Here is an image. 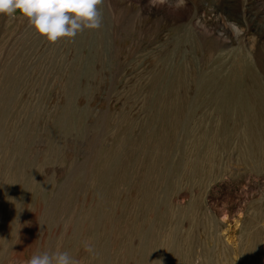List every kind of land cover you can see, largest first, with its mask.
<instances>
[{
    "label": "rangeland",
    "instance_id": "374dc122",
    "mask_svg": "<svg viewBox=\"0 0 264 264\" xmlns=\"http://www.w3.org/2000/svg\"><path fill=\"white\" fill-rule=\"evenodd\" d=\"M100 10L103 58L90 77L73 82L69 74L79 69L64 62L73 56L67 38L49 43L18 13L15 19L0 15V181L10 182L0 187V264H26L34 254L57 249L93 264L84 260V243L98 201L92 179L99 152L116 134L138 138L159 129L152 121L160 97L176 92L169 56L189 75L208 69L212 54L233 48L248 53L258 69L264 65V0H103ZM228 168L224 163L217 170L207 202L229 206L219 218L234 231L244 204L239 196L263 190L264 175L241 170L229 177ZM113 183L122 198L133 194L122 180ZM184 189L174 192V202ZM226 193L235 202L225 203ZM125 210L112 206L113 223Z\"/></svg>",
    "mask_w": 264,
    "mask_h": 264
},
{
    "label": "bare ground",
    "instance_id": "6f19581e",
    "mask_svg": "<svg viewBox=\"0 0 264 264\" xmlns=\"http://www.w3.org/2000/svg\"><path fill=\"white\" fill-rule=\"evenodd\" d=\"M104 27L102 20L100 29H85L68 39L73 56L64 62L79 69L69 74L72 82L90 77L95 60L103 58ZM236 49L212 54L208 69L190 75L169 58L174 54L169 56L168 78L176 92L160 97L152 121L159 129L144 131L138 138L116 134L110 146L101 149L92 179L98 201L88 217L89 240L85 237L98 255H87L86 262L117 264L127 258L130 264H264V189L239 196L244 204L234 231L219 218L229 206L212 208L207 202L224 163L229 177L241 170L257 178L264 175V65L258 69L248 53ZM190 84L193 91H188ZM200 109L203 112L197 114ZM59 124L65 122L60 119ZM116 178L134 190L130 197L118 193ZM8 183L2 180L0 187ZM182 185L185 192L178 194L176 203L173 194ZM39 187L36 184L32 191ZM182 198L188 199L181 202ZM222 198L235 202L232 193ZM115 204L126 210L113 223ZM111 247L115 248L109 252Z\"/></svg>",
    "mask_w": 264,
    "mask_h": 264
},
{
    "label": "clouds",
    "instance_id": "9594fccd",
    "mask_svg": "<svg viewBox=\"0 0 264 264\" xmlns=\"http://www.w3.org/2000/svg\"><path fill=\"white\" fill-rule=\"evenodd\" d=\"M103 0H0V15L15 19L17 13L49 43L75 37L85 29L102 26L100 6ZM84 250L93 258L98 255L91 242ZM26 264H80L68 251H44L34 254ZM162 264V262H161Z\"/></svg>",
    "mask_w": 264,
    "mask_h": 264
}]
</instances>
